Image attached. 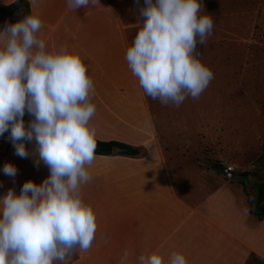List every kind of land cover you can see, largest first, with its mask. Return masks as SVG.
Here are the masks:
<instances>
[{
	"label": "clouds",
	"instance_id": "9594fccd",
	"mask_svg": "<svg viewBox=\"0 0 264 264\" xmlns=\"http://www.w3.org/2000/svg\"><path fill=\"white\" fill-rule=\"evenodd\" d=\"M139 0H137V3ZM70 10L95 6L99 0H66ZM201 0H144L126 61L145 94L164 104L181 105L199 98L214 74L197 58L213 31ZM35 13L0 29V136L9 133L15 153L30 155L33 142L49 175L39 184L25 181L17 194L0 195V264H68L73 253L91 248L97 230L93 208L80 188L91 180L86 165L95 158V130L89 121L93 81L80 55L67 44L49 48L38 35ZM32 119L27 127L25 113ZM3 173L17 168L5 163ZM125 250L121 264L128 258ZM134 264H187L180 251L165 259L157 251L138 255Z\"/></svg>",
	"mask_w": 264,
	"mask_h": 264
},
{
	"label": "crops",
	"instance_id": "0c3cea01",
	"mask_svg": "<svg viewBox=\"0 0 264 264\" xmlns=\"http://www.w3.org/2000/svg\"><path fill=\"white\" fill-rule=\"evenodd\" d=\"M15 1L0 0V7ZM25 1L41 19L38 35L49 48L67 44L80 55L93 81L90 102L96 111L89 127L95 138L140 151L136 157L95 155L86 165L92 178L80 193L94 210L97 230L91 248L77 249L68 264H121L125 250V264L150 251L165 259L180 251L187 264H244L251 253L264 259V217H252L237 184L215 187L199 182L201 171L195 177L170 170L168 157L175 152L163 145L148 98L125 58L134 26L109 0L76 11L66 0ZM0 18L3 29L11 18ZM25 147L26 158L16 155L13 144L0 155V195L9 188L19 194L25 181L39 184L49 175L32 155L34 143L25 141ZM6 162L16 166L14 178L3 173Z\"/></svg>",
	"mask_w": 264,
	"mask_h": 264
},
{
	"label": "rangeland",
	"instance_id": "374dc122",
	"mask_svg": "<svg viewBox=\"0 0 264 264\" xmlns=\"http://www.w3.org/2000/svg\"><path fill=\"white\" fill-rule=\"evenodd\" d=\"M109 1L134 26L132 44L135 25L143 22L144 0ZM201 3L214 26L205 43L197 45V58L214 78L199 98L189 96L179 106L146 96L163 145L175 152L168 157L170 170L191 171L195 177L201 171L199 182L215 187L237 184L244 199L242 181L249 207L264 178V0ZM247 171L254 176H240Z\"/></svg>",
	"mask_w": 264,
	"mask_h": 264
},
{
	"label": "trees",
	"instance_id": "16d2710c",
	"mask_svg": "<svg viewBox=\"0 0 264 264\" xmlns=\"http://www.w3.org/2000/svg\"><path fill=\"white\" fill-rule=\"evenodd\" d=\"M30 14L29 3L25 0H17L10 5L0 7V15L10 17L8 23H15L17 20L22 19L25 15ZM8 133V132H5ZM9 134V133H8ZM96 148L95 155H124L130 157H136L140 155V151L130 145L123 144L115 141H100L95 138ZM261 158H264V153ZM226 169V168H224ZM231 174V171L228 169ZM254 176V172L247 171L240 174V176ZM242 186V190L247 194L246 187L242 181H239ZM248 196V194H247ZM249 213L255 216L257 219L264 217V178L261 179V184L257 188V194L253 199L249 200ZM244 264H264V259L259 257L255 253L249 254Z\"/></svg>",
	"mask_w": 264,
	"mask_h": 264
},
{
	"label": "built area",
	"instance_id": "2783aa9c",
	"mask_svg": "<svg viewBox=\"0 0 264 264\" xmlns=\"http://www.w3.org/2000/svg\"><path fill=\"white\" fill-rule=\"evenodd\" d=\"M8 137V133H5L3 136H0V155L6 154L10 146L12 145V142Z\"/></svg>",
	"mask_w": 264,
	"mask_h": 264
},
{
	"label": "water",
	"instance_id": "95a60500",
	"mask_svg": "<svg viewBox=\"0 0 264 264\" xmlns=\"http://www.w3.org/2000/svg\"><path fill=\"white\" fill-rule=\"evenodd\" d=\"M23 119L25 121V126L27 127V125H28L29 121L32 119V117L25 114Z\"/></svg>",
	"mask_w": 264,
	"mask_h": 264
}]
</instances>
